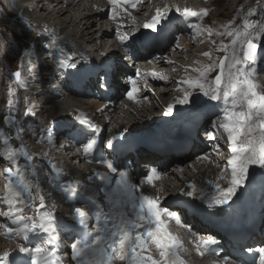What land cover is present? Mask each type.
I'll return each instance as SVG.
<instances>
[{
    "label": "snow or ice",
    "instance_id": "6c2138e0",
    "mask_svg": "<svg viewBox=\"0 0 264 264\" xmlns=\"http://www.w3.org/2000/svg\"><path fill=\"white\" fill-rule=\"evenodd\" d=\"M140 3L142 0H108V4L113 7L125 6L124 11L129 19L132 17L127 13V8L136 9ZM5 7L11 8L9 0H5ZM243 8L244 6H241V11ZM175 11L177 16L182 18L178 23H187L196 35L230 38L228 43L221 42L215 49L217 52H223V56L214 58L212 51L202 53L209 63L192 68L191 71L197 73L195 77L185 76L177 81V91L183 95L174 103H169L163 113L166 117L172 116L177 105L193 104L194 92H198L206 101L213 102L217 107L219 115L210 120L211 128L215 132H208L207 135L209 140L217 141L215 133L222 130L220 140L226 143L229 155L226 164L217 167L220 168L218 180L225 181V184L222 186L220 183L209 182L212 190L205 195L202 188L190 183L186 188H182L178 195L189 200H200L208 210L218 211L230 206L234 198L238 197V193L245 190L249 184H254L257 177L264 188V91L260 90L255 79L258 75L257 65L264 63V14L260 13L257 7H250L241 25L233 27V22H230L223 30L214 32L211 27L199 23L192 24L189 20H202L209 14L207 9L194 11L188 7H177ZM252 17L259 18L251 19ZM109 18L116 19V16L110 12ZM8 23L10 21L7 20L5 9L0 8V32L7 33L6 39L0 36V56L6 54L8 45L15 40L13 32L8 29ZM169 23V12L157 7L155 14L138 28L122 31L124 26L118 25L116 41L126 54V59L134 63L141 51L162 42ZM45 34L49 38L45 48L47 54L55 61L56 68L81 71L84 58L75 59V54L65 52L54 35L47 33V30ZM19 67L26 70L29 77L34 78L30 49L25 48L22 51ZM22 70L11 73V79L8 81L6 107L9 115H6L3 121L5 127L16 129L17 139L20 129L13 115L17 104L14 97L17 87L27 90L28 86V80ZM117 71L115 66L102 62L93 86L108 89L109 77L114 76ZM213 72L215 75L210 79ZM148 76L154 80H168L162 72L141 73L140 68H137L136 78L128 80L130 87L126 98L129 101L137 100L140 91L137 80ZM25 105L24 116L27 117L32 114L33 107L28 106L27 98ZM98 111L102 112L103 109ZM201 114L197 112L191 115L198 117ZM77 119L82 126L80 134L88 136L77 151L82 152L87 162L92 163V157L98 151L107 150L106 154L111 157L114 153L126 150L127 145L123 142L127 140L128 129L102 138L99 125L80 117ZM48 131L50 136L51 129ZM12 139L10 134L0 128V159L7 163L4 168L5 195L0 197V203L6 205L7 210L0 211V217H4L13 225L8 227L3 224L0 228L4 229L9 238L11 234H15L25 242L35 239L38 243L34 246L27 243L19 245L15 252L4 251L0 254V264H187L184 259V244L170 230L173 222L176 226L187 228L189 235H195V240H190L189 243L194 246L198 256L220 257L214 247L219 242L214 236L204 237L193 233L191 227L184 223L176 211L163 206L159 196L160 189H155L154 195L147 194L131 180L125 166L118 167L111 159L101 157L99 160L107 169V173L93 172L92 175L109 184L115 177L117 187L113 192L118 193L117 198L113 200L112 194L107 193L104 197L105 202L111 204L112 208L105 212L101 203L91 198L89 203L93 205L94 211H89L87 206H75L68 221L59 218L52 209L47 208L40 185L32 182L36 157L27 152L22 144L19 148L13 147ZM213 147L217 152L220 151L218 141ZM20 157L26 162L23 169L19 164ZM197 159L204 161L209 157L202 155ZM50 169L56 175L62 174L55 164H50ZM109 173L113 176H109ZM161 175L157 168L152 167L143 176L142 182L154 188L155 181L159 180ZM80 190L78 182L67 181L62 184L66 201H74ZM26 197L31 199L32 204L39 200L34 214L25 212L26 208L32 206ZM180 203L185 204V200ZM189 207L195 210L194 205ZM65 230L73 233L68 241L67 262L60 255V233ZM247 252L253 256L258 253V264H264V247L248 248ZM213 264L237 262L223 256L214 260ZM252 264H257L255 258Z\"/></svg>",
    "mask_w": 264,
    "mask_h": 264
},
{
    "label": "bare ground",
    "instance_id": "6f19581e",
    "mask_svg": "<svg viewBox=\"0 0 264 264\" xmlns=\"http://www.w3.org/2000/svg\"><path fill=\"white\" fill-rule=\"evenodd\" d=\"M243 1L142 0V3L138 4L136 9L127 8V13L131 15V19L128 18V15L124 11L125 6L113 7L108 4V0H66L64 2L62 0H56L50 1L49 3H47V0H39V2H35V0H11V3L13 4L14 11L19 15V20L18 22L16 21L18 26H22L24 29H29L33 38H39L41 41H44L41 45L45 46L46 43L49 42L48 35L45 34V30H47V33L56 37L58 44L64 48L65 52L74 53L75 59L83 57L86 60L84 49L80 48L82 45H85L86 47L87 45L93 46L95 52H100L103 49V44L110 37H113L115 40L114 44L117 47L116 50L118 56L126 57V54L116 41L117 26L123 25L124 27L122 28V31H130L132 28H138L145 20L150 19L151 16L155 14L157 7L167 10L169 12V19L178 17L175 11L177 7L181 9L188 7L194 11L207 9L209 14L202 20H196L194 18H189V20L192 24L199 23L211 27L215 32L223 30L224 26L230 22H233V27L241 25L248 8L257 7L258 9V6L251 4L252 1H249L248 3L244 2L245 4L242 3V6H244L243 11H241V8L237 11L231 8L232 5H228L232 2H235V4H241ZM95 2L97 3L96 10L93 5ZM220 2H223V4L220 5ZM23 3H25L24 6H22ZM101 5L104 10L101 13H98V7ZM216 5L221 8L218 10ZM110 12L116 16V19L109 18ZM261 13L264 14V9H261ZM258 18L259 17H252L251 19ZM50 19H52V22L49 23ZM69 27H72V31H70L71 33H68L69 35H62ZM103 29H107L108 34L105 33L106 31ZM173 30L174 31L168 35V42L164 46L156 47L144 55L139 54L136 57L134 65H132V70L135 72H132L130 77L135 79L136 69L140 68L141 73L150 71L162 72L168 77V80H154L151 76L138 79L137 83L140 91L138 92L137 100L135 102L129 101L126 98V92L130 87L128 83L126 89L120 93V97L118 98L115 107L111 110L110 105L101 104L99 102V95L94 94L93 91H86V93L80 97L74 95V93H68L67 84L71 82V85L75 86L76 84L73 82L75 78H72L79 75L80 71L77 72L76 70H73L70 73L65 70H59L56 68L55 61L50 57L51 66L54 68L53 76L58 82L59 88L64 91H62V95L52 97L43 104L36 99L38 102L36 107H40V115H48L50 122L55 119L58 120V122H64L65 120L67 122L66 117L68 114H72L76 119L80 117L95 124L98 122V124H100L99 127L101 132L103 133V135H101L102 138H107L123 129H128L127 140L123 142L124 144H129L140 139L152 138L153 136L159 135V132H161V134L164 133L172 124L178 125L180 120L174 119L171 116L166 117L163 114L169 103H174L178 97L183 95L182 92L177 91V81L185 76L195 77L197 73L191 71V69L209 63V60L202 56L203 52L212 51L214 58L223 56V52H217L215 49L221 42L228 43L230 38L219 37L216 35L209 37L207 34L196 35L194 29L189 27L187 23L183 22L175 24ZM140 31L144 30L140 29ZM71 39H76L75 43L70 42ZM112 58L115 61V57ZM83 67L84 66L81 65V70L85 69ZM173 69H175V71H173ZM257 69L258 75L255 78L256 83L260 86V90L264 91V63H259ZM96 73L97 72L93 71L87 72L89 78L92 79L96 77ZM214 75L215 72L211 74L210 79L214 77ZM87 83L91 86L90 79L88 78L85 80L83 86L87 87ZM146 89H148L150 93H148V90ZM192 99L194 103L191 105L195 110L206 108V105L210 106L209 104H212L211 112L206 116L201 127L203 132H215V130L211 128L210 120L215 119L217 115H219L217 107L213 103H208L198 92L193 93ZM191 105H177L175 112L177 114L182 113L186 106ZM17 109L19 108L17 107ZM98 109H103V111H98ZM151 120H154L155 122L150 123ZM136 131L141 132L138 134L134 133ZM220 133H222V130L215 133L217 135V141L220 143L219 152H217L214 147L211 152L207 148L198 155H187L186 157L175 160L168 165H164L163 168L159 170L162 175L160 180L155 181V187L161 188L163 193L170 194V196L161 194L162 198H160V200L164 207L177 212L175 206L176 201L172 198L171 194L178 193L183 187L182 185H185L187 182L197 185L198 188H202L205 195L212 190L209 182L220 183L222 186L225 184V181L218 180L220 168H218L217 165H220L221 167L224 166L229 154L226 143L224 140H220ZM132 135L136 138H133ZM217 141H215L214 144L217 143ZM202 155H208L209 159L204 161L198 160L197 157ZM158 156L163 158L162 155ZM159 159L160 158L157 160ZM72 160H74V158H72ZM44 161L46 165L49 164V159L47 157ZM1 163L5 167L7 166V163L2 159H0V164ZM19 164L20 166L23 165L20 162ZM4 168L0 166V173L4 175L2 181H0V197L5 195L4 185L6 183V177ZM126 170L130 174L133 182L138 184L147 194H152V187L142 182L144 175L140 176L133 170ZM258 181L259 179H256L254 184H249L245 190L238 193V197L234 198L230 206H226L222 210H208L200 200H185V203L195 206V210L192 207L186 209L191 215L187 220L182 217L185 224L193 225L191 228L193 233L203 230V228H200L199 224L204 220H208L210 225L220 226L224 230V235L222 236L215 234L213 230L208 229L202 231L206 236L211 235L218 240L219 243L214 247L215 250L220 253V257L214 255L200 257L196 254L194 246L190 243L192 245L191 251L195 256L196 261L192 257L187 258L185 252L184 259L187 261V264H205L206 258L216 260L223 256L230 257L237 262V264L241 261L243 264H252L253 259L255 258L258 264L259 254L256 253L253 256L247 252V249L264 247V237L256 243H246L243 246L230 245L229 243V238L234 235L241 221L232 206L242 203L251 204L248 200H244L245 195L258 197L260 194H263L262 188L255 187ZM36 183H38V181L34 180L33 184ZM27 199H29V204H32L31 199ZM28 209H30V207L25 209L26 214H29ZM6 210V205L0 203V211ZM0 222L1 225L7 224L8 227H13V225H11L4 217H0ZM181 228L182 231H179V237L183 238L182 240L186 241L188 244L190 240H195V235H189L187 228ZM15 236V234H11L9 238L8 235H5L4 229L0 228V254L4 251L15 252L18 249L21 242L19 241L16 244V241L14 240ZM67 250L68 249H64L62 251L63 255H65L62 256V258L66 260L68 259Z\"/></svg>",
    "mask_w": 264,
    "mask_h": 264
},
{
    "label": "rangeland",
    "instance_id": "374dc122",
    "mask_svg": "<svg viewBox=\"0 0 264 264\" xmlns=\"http://www.w3.org/2000/svg\"><path fill=\"white\" fill-rule=\"evenodd\" d=\"M249 1H252L251 4H254V5L258 6V11L260 13H261V9L262 10L264 9V0H259V1H257V0H245V1L241 2V4H235V2H232V3L228 4V5H230V6L232 5L231 8H233V9L238 11L241 8L242 3H244V2L248 3ZM9 4L11 5L12 9L11 8L9 9V8L5 7V0H0V8H4L5 9V14H6L7 20L10 21V23H8V25H7L8 29H9V31L13 32V34L15 36L14 42H12V43H10L8 45V50H7L6 54L0 56V79H1L0 80V84H1L0 85V89H1L0 90V128H2L1 124H3L4 117L6 115H9L8 109L6 107V103H7V99H8V97H7V91L8 90H6V89H8L7 85H8V81L11 79V73H13V72H15L17 70H22L19 67V57H20L22 51L25 48H29L31 44H34L33 39H35V38L32 37L33 35L30 33L29 29H24V28H22V26H18L17 22L19 20L18 19L19 15H17L16 11H14L13 4L11 3V0H9ZM219 4L221 5V4H223V2L222 3L220 2ZM224 4H226V3H224ZM216 7H217V5H216ZM217 8L219 10L221 7H217ZM8 11H9L10 14L8 13ZM14 16H16V17H14ZM50 22H52V19L49 20V23ZM71 28L72 27L67 28L63 32L62 35H65V34H68V33L70 34L71 33L70 31H72ZM0 36H3L6 39L7 38V33L0 32ZM27 36H28V39H27ZM75 40L76 39H71L70 42L75 43ZM42 42H44V41H42ZM35 46L37 48V42L35 43ZM35 46H34V48H35ZM42 46H44V45H42ZM80 48L81 49H83V48L93 49V46L87 45V47H86L85 45H82ZM38 49H39V47H38ZM83 68H85V66ZM48 69H49L48 70L49 73H51V68H48ZM72 71L73 70H67V72H70V73ZM22 72H23V75L26 74V70H22ZM3 90H5V91H3ZM16 92H17V94L14 97V99L18 103L16 104V111L14 112L15 114L13 113V115H14L16 121L18 122V127L20 129V131H19V137L20 138L18 139V142H19L20 145L22 144L23 147L26 150L37 152V149H39L40 147L38 145H34L32 141L36 142L35 144H38V143H40L43 140V133L42 132L44 130L42 129V127L46 126V124L49 122V116L46 115V114H42V115H40L39 118H37V117L33 118L30 115L25 117L24 116V112L26 110V105H25V101L24 100H25V98H27L26 94H25L24 91H22V88H18V87L16 89ZM35 102H37V101H35ZM17 107L19 109H17ZM68 115L70 116V118L73 117L72 114H68ZM54 122H55V120H53L52 122H49V124L52 125ZM153 122H155V121L154 120L150 121V123H153ZM39 123L41 124L42 127L39 126ZM145 123H144V125H145ZM24 126H27V127H24ZM148 126H149V124H148ZM12 131H13V133L15 135H17V131H16L15 128H12ZM140 132L141 131H136L134 133L138 134ZM132 137L136 138L133 135H132ZM27 143H30V146H27ZM36 158L38 159V157H36ZM22 161H24V158H23ZM22 161H19V162L22 164ZM20 167H22V166H20ZM257 179H259V178L257 177ZM38 204H39V200L37 199L35 201V204H32L30 209H28L29 210V214H34L35 207Z\"/></svg>",
    "mask_w": 264,
    "mask_h": 264
}]
</instances>
